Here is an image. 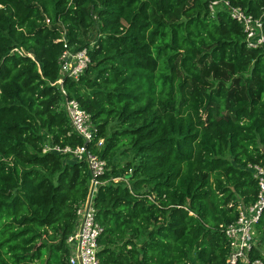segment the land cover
Masks as SVG:
<instances>
[{
  "label": "trees",
  "instance_id": "1",
  "mask_svg": "<svg viewBox=\"0 0 264 264\" xmlns=\"http://www.w3.org/2000/svg\"><path fill=\"white\" fill-rule=\"evenodd\" d=\"M219 1L264 27V0ZM63 37L88 50L63 87L97 129L102 180L129 184L98 188L100 264H225L222 229L257 196L247 166L264 168V45L208 0H0V264H69L89 175L42 153L82 145L54 85ZM257 231L264 263V216Z\"/></svg>",
  "mask_w": 264,
  "mask_h": 264
},
{
  "label": "built area",
  "instance_id": "2",
  "mask_svg": "<svg viewBox=\"0 0 264 264\" xmlns=\"http://www.w3.org/2000/svg\"><path fill=\"white\" fill-rule=\"evenodd\" d=\"M208 9L211 15L218 11H226L229 17L241 26L244 33V42L249 49H257L264 45V27L260 19L245 13L240 7L231 6L226 1L208 0ZM49 24V21L46 20ZM62 42L66 48L58 59L59 77L54 85L59 86L62 96L60 105L73 133L77 135L82 145L71 148H60L55 145H47L42 153L53 152L59 155L69 156L78 163H83L88 172L87 193L75 211V223L72 233L66 239L69 264H100L98 252L101 249L99 239L104 230L96 221L95 197L98 188L109 182H125L123 177H110L102 180L108 172L107 164L87 146L92 144L97 133L96 127L91 121L90 115L80 108L75 99L68 97L63 87L64 78L78 81L90 64L87 49L70 51L63 37ZM102 145V140L97 146ZM253 179L257 183V196L252 204L238 207V218L223 227V233L227 240L228 254L225 264H264L259 259H251L250 253L255 245L253 227L258 225L264 216V168L260 165H248Z\"/></svg>",
  "mask_w": 264,
  "mask_h": 264
},
{
  "label": "rangeland",
  "instance_id": "3",
  "mask_svg": "<svg viewBox=\"0 0 264 264\" xmlns=\"http://www.w3.org/2000/svg\"><path fill=\"white\" fill-rule=\"evenodd\" d=\"M93 35H95V33L93 31H90V33H88V37L90 39L92 38ZM116 161H119V162L123 163L125 161V159L120 157V158H117ZM253 233H254V236H255V244H256L258 237L261 236V233L257 231V225H255L253 227ZM263 254H264V250H263ZM190 264H198V263L194 262L193 258H192V260L190 261Z\"/></svg>",
  "mask_w": 264,
  "mask_h": 264
}]
</instances>
